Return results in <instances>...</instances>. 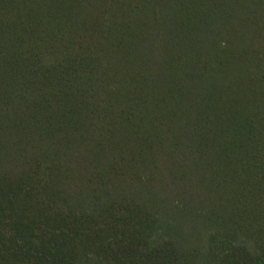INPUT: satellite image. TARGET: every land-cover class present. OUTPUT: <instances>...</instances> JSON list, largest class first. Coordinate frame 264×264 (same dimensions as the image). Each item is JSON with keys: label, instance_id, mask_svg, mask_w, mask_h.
<instances>
[{"label": "trees", "instance_id": "1", "mask_svg": "<svg viewBox=\"0 0 264 264\" xmlns=\"http://www.w3.org/2000/svg\"><path fill=\"white\" fill-rule=\"evenodd\" d=\"M0 264H264V0H0Z\"/></svg>", "mask_w": 264, "mask_h": 264}]
</instances>
